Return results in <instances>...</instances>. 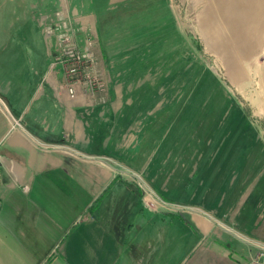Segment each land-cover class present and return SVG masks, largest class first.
I'll return each mask as SVG.
<instances>
[{"label": "crops", "instance_id": "0c3cea01", "mask_svg": "<svg viewBox=\"0 0 264 264\" xmlns=\"http://www.w3.org/2000/svg\"><path fill=\"white\" fill-rule=\"evenodd\" d=\"M48 1L80 47L98 38L91 0H17L21 18L34 13L35 37L0 40V264H264V199L248 198L239 170L215 169L208 139H168L167 105L130 77L112 78L106 40L91 47L103 87L89 94L74 83L68 95L43 32ZM136 182L192 210L146 206Z\"/></svg>", "mask_w": 264, "mask_h": 264}, {"label": "rangeland", "instance_id": "374dc122", "mask_svg": "<svg viewBox=\"0 0 264 264\" xmlns=\"http://www.w3.org/2000/svg\"><path fill=\"white\" fill-rule=\"evenodd\" d=\"M130 1L121 0L118 6L124 8ZM48 2L54 10L58 7L56 1ZM167 5L168 11L154 14L157 16L147 19L143 26H139L138 19L146 14L145 9L129 8L136 10L138 26L131 24L120 34L112 31L104 39L111 45L101 47L100 54L114 61L113 71L119 75L112 72L113 79L130 77L139 87L146 85L153 91V105L160 100L167 105L168 139H208L206 151L215 169L220 172L223 166L230 174L233 168L239 170L248 198L255 195V199L262 200L264 0H167ZM92 6L96 7L90 1V12H94ZM115 6L106 8L115 10ZM16 8L17 0H0V40L35 37L33 28H26L33 26L34 13L21 18L20 8ZM96 36H92L95 42L100 40ZM94 56L92 53L88 71L100 76ZM163 205L174 211L192 210ZM183 223L179 229L190 235L192 225L186 220ZM189 242L188 236L186 249Z\"/></svg>", "mask_w": 264, "mask_h": 264}, {"label": "built area", "instance_id": "2783aa9c", "mask_svg": "<svg viewBox=\"0 0 264 264\" xmlns=\"http://www.w3.org/2000/svg\"><path fill=\"white\" fill-rule=\"evenodd\" d=\"M76 31L77 29L72 26L69 19L60 11L53 12L43 28L45 35L53 36L55 58L62 64L67 82L66 91L70 97L74 95V83L80 84L89 94L103 87L102 79L88 71L92 61L91 46L95 41L92 36H86L83 39L82 47H79L75 40L74 33ZM136 184L148 199V202L144 200L146 206L153 202L164 207V203L157 199L152 191L142 183L136 182ZM261 255L264 258V252Z\"/></svg>", "mask_w": 264, "mask_h": 264}, {"label": "trees", "instance_id": "16d2710c", "mask_svg": "<svg viewBox=\"0 0 264 264\" xmlns=\"http://www.w3.org/2000/svg\"><path fill=\"white\" fill-rule=\"evenodd\" d=\"M15 1V0H13ZM96 5V18H97V27H98V38L100 37L101 42L110 37V34H113L112 31L118 30L119 34L128 30L131 27L136 25L137 18L134 15L137 9H145L144 13L139 15L140 25L143 26L147 19L150 20L156 13H162L168 11L167 0H131L129 3L124 5V8L120 6L116 7L113 11H104L97 8L100 6L104 0H91ZM99 1V2H98ZM134 8L136 10H129V8ZM149 9V11H148ZM105 41V40H104ZM196 48H200L198 43H194Z\"/></svg>", "mask_w": 264, "mask_h": 264}]
</instances>
